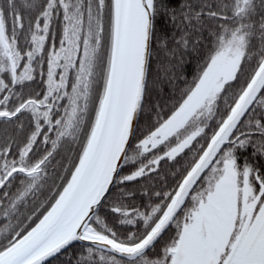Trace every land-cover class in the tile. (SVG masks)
Masks as SVG:
<instances>
[{
  "label": "snow or ice",
  "instance_id": "obj_1",
  "mask_svg": "<svg viewBox=\"0 0 264 264\" xmlns=\"http://www.w3.org/2000/svg\"><path fill=\"white\" fill-rule=\"evenodd\" d=\"M161 17L178 38L157 34ZM154 43L168 63L150 82ZM200 47L165 115L150 83H171L172 61ZM61 142L78 150L40 200ZM250 148L264 157V0H0V264H264V169L239 156ZM186 149L175 188L137 206L128 184Z\"/></svg>",
  "mask_w": 264,
  "mask_h": 264
},
{
  "label": "trees",
  "instance_id": "obj_2",
  "mask_svg": "<svg viewBox=\"0 0 264 264\" xmlns=\"http://www.w3.org/2000/svg\"><path fill=\"white\" fill-rule=\"evenodd\" d=\"M166 2L170 7L179 10L180 4L184 3L185 0H166ZM190 2L196 3L197 0H190ZM157 34L167 35L170 41L173 35H175L177 38L180 35V33L167 22L165 17L159 18L157 22ZM193 36H195V33H193ZM204 37H207V32L204 33ZM203 43L206 45L208 43L207 39H205ZM169 46L173 47L174 45L170 43ZM153 51L155 55H153L151 60V70L148 77L150 82L156 80L158 76L161 78L163 77L162 72L158 73L159 65L161 62L165 64L168 63L165 52L157 49L155 43L153 44ZM206 51V47H200L198 52L189 50L184 55L183 63H180L178 59L173 60L172 63L176 66L172 71L174 79H172L171 83L164 79H161V82L157 85H152L150 83V95L148 98L150 104H159L163 109L164 114H168L176 100L179 99L182 90L186 88L187 83L191 82L194 76L197 74L198 66L203 62ZM32 88L35 91H40L41 85L33 84ZM235 91H238V89H233V92ZM155 119V114L146 109V111L140 115L138 125L142 130H144L148 125L154 123ZM49 135L52 139H55L54 133H49ZM193 143L194 145L196 144L195 141ZM201 143H204V141H201ZM44 147H48L50 149L51 145H41V152L43 151ZM78 147V144L61 142V145L54 153V159L52 160V163L48 169L49 179L45 185V188L42 190L40 200H44V198L49 195L48 189L53 185V182H55L56 185L61 183V180L57 179V177H63L66 175V172L64 168L60 167V165H64L65 168L70 167ZM196 147L199 146L197 145ZM194 155L195 152L186 149L185 153H182L180 156H178L175 161H162L156 172L150 173L148 176L142 177L136 182H130L128 184V188L135 191L134 203L137 206L159 203V198L155 196V193L167 192L174 189L177 182L182 178V175L185 174L186 170L190 167ZM239 156L240 163H243L244 160H249L261 169H264V157L253 156L251 148L247 152L240 153ZM128 170L129 169L126 168L125 172ZM31 207L32 205L30 202L29 208ZM22 211H24V209H22ZM101 214L103 215L104 213L102 212ZM109 220H111V217H109ZM126 227L127 226L121 227L120 230L124 231ZM173 234L174 226L164 234V240H167L168 237ZM161 243H163V241H161ZM79 247L80 245L76 244L69 251L75 253L78 251ZM157 250H159V246ZM66 261L67 254L60 255L58 258L51 260L50 264H66Z\"/></svg>",
  "mask_w": 264,
  "mask_h": 264
},
{
  "label": "water",
  "instance_id": "obj_3",
  "mask_svg": "<svg viewBox=\"0 0 264 264\" xmlns=\"http://www.w3.org/2000/svg\"><path fill=\"white\" fill-rule=\"evenodd\" d=\"M139 121V120H138ZM77 244H79V243H77ZM76 245V244H75Z\"/></svg>",
  "mask_w": 264,
  "mask_h": 264
}]
</instances>
